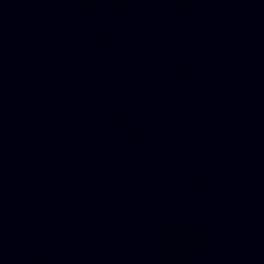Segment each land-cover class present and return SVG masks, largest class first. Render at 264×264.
<instances>
[{
  "label": "water",
  "instance_id": "water-1",
  "mask_svg": "<svg viewBox=\"0 0 264 264\" xmlns=\"http://www.w3.org/2000/svg\"><path fill=\"white\" fill-rule=\"evenodd\" d=\"M0 264H264V0H0Z\"/></svg>",
  "mask_w": 264,
  "mask_h": 264
}]
</instances>
